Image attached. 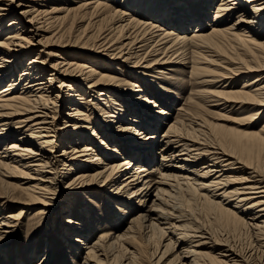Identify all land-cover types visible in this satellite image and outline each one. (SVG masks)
<instances>
[{
  "label": "bare ground",
  "instance_id": "1",
  "mask_svg": "<svg viewBox=\"0 0 264 264\" xmlns=\"http://www.w3.org/2000/svg\"><path fill=\"white\" fill-rule=\"evenodd\" d=\"M108 1L0 0V255L35 212L52 236L33 264H264V0ZM60 12L89 18L73 43L45 36ZM182 74L220 87L175 111ZM93 191L116 231L94 237Z\"/></svg>",
  "mask_w": 264,
  "mask_h": 264
},
{
  "label": "rangeland",
  "instance_id": "2",
  "mask_svg": "<svg viewBox=\"0 0 264 264\" xmlns=\"http://www.w3.org/2000/svg\"><path fill=\"white\" fill-rule=\"evenodd\" d=\"M113 1H117L119 4L121 2V0H109L108 2L111 3ZM73 2L72 3H68L67 5H61V4H57V5H59V6L60 5L61 6H65V9H67L68 7L69 8H72V7H74V6L77 5V4H74ZM219 2H220V0H215L214 6H216V4L219 3ZM17 3H19V1H17ZM52 6H53V4H49L47 6V8L50 9ZM58 15L60 17H63L64 18L63 21H60V23H58V24L56 23V25L51 29L52 32H49V33L45 34V36L46 37H50L54 33H56L57 31H59L60 29H62V31L65 32V38L68 40L69 37H72L69 41L72 42V43L75 42V39L74 38H76V35L78 34L77 33L78 28L80 29L79 31H81L84 28V26L88 23L89 18L88 19H87V17L83 18V20L80 21L79 25H77V22H75V21L71 25V23L73 22V20H72L73 18H71L72 16H69V15L66 16V12H60ZM76 25H77V27H75ZM55 27L56 28L58 27V29H55ZM74 28H76V30H74ZM75 31H76V33H75ZM88 33H90V31ZM105 35H106V33L104 34V36ZM97 39H99V38H97ZM82 41L83 40L81 39L80 42H78L76 45H80ZM95 41H96V39H95ZM75 47H78V46H75ZM41 48H43V47L42 46L41 47L39 46L37 49L35 48V50H33V56L35 55V53L38 52V49H41ZM78 48H80V47H78ZM50 51H51V49H50ZM77 54H78L77 52H72L71 55L64 56V58L62 59V58H58L59 57V53H57V55L56 56H53L52 58H53V62H56V61L57 62H62L64 59L67 61V60H69V58H73ZM100 63L105 64L106 66H108V67L111 68V70L105 69V70L102 71V73H106L107 76L114 77V78H126V79L129 78L128 76L125 75L126 71L121 66H119V68L114 67L111 64H108L102 58H100V60H99V62L97 64H100ZM169 67H171V66L168 65L164 69L166 72H168L167 73L168 75H170V73H172L169 70ZM99 68H102V67H99ZM187 72H190V69ZM178 76L179 77H177V80H175L174 83L176 84V82H180L179 86H182L184 88L182 90H179L178 91V94L177 95H179L180 97H178L177 95H175L174 96L175 99L171 100L172 102L175 101V104L173 106V108L175 109V111H176V109H178V106L180 104H184L185 101H183V99H185V100L188 99L189 100L191 98V96H193V94L191 95V93H193L192 91L198 90L199 88H202V89H206V88H208V89H219V87H220V86L215 85V84L214 85H200V84H197L191 78V76L189 74L187 76H185L183 74L182 75H178ZM170 80H173V79H170ZM236 86L237 87H241L242 86V82L240 84H237ZM159 98H160V100H163L164 99V97H160V96H159ZM155 100H159V99L157 98ZM171 101H168V102H171ZM219 109H212V114L211 115L213 117H218L219 114H220L219 113V111H220ZM67 111L68 110H65L64 112H67ZM173 112H174V110H173ZM64 114L65 113L58 114V121H57L58 123H60V122L61 123H64V118L61 117L62 115L64 116ZM228 114H229L228 116H231L233 118H241V117L247 116L248 113L231 112V113H228ZM89 119H91L93 121H96V122L98 121V119L94 118L92 115H91V118H89ZM220 123L226 124L227 126H235V124L233 122H230V121L229 122L228 121H220ZM262 123L261 124L258 123L257 124V127L256 128H252V129L247 128V126H244V127H241V128L244 129V130L246 129L248 131H258V130H260V127H261ZM160 138L161 137H159V139ZM250 142H252V141H250ZM158 162H160V161H158ZM89 173H93V171L91 170V171H89ZM17 177H19V176H17ZM5 179L6 178L3 177L0 174V191H1V188H3V186H6V183L7 182H6ZM12 180L14 182H18V180L15 179V178H12ZM126 195L127 194H125V196ZM101 197H102V194L98 193L97 191H93V195H90L89 196V194H88V199H86L87 200V204H91V211L95 213V218L93 220L97 224H99L98 230H95L93 227L91 228L92 231H93L94 237H96L98 233H101L100 230H103L102 232H104V231L114 232V231L117 230L116 227L113 224L109 223V222L107 224H103V225L101 223V220L102 219H107L108 221L111 220L110 216L107 215L108 208L106 206V203H103L102 202V200H101L102 198ZM122 201H126V199H124ZM85 206H87V205H85ZM18 210H20V208L17 209V207L15 206V210H13L14 211L13 213H16L17 214L18 213ZM136 213L137 212H133V213L129 214L128 215V218H126L125 221H128L130 219V217L133 216V215H135ZM39 219L40 218H38L37 215H35V212H30V213H28L26 215L25 218L21 219V229L20 230H17L16 235H15L16 240H12L10 242V244L14 243V241H15V243H17V242H19V243L11 251L10 250L8 251V249H5L3 251L4 253H2L0 255V264L2 262L4 263L5 260H8L10 262V264H11L13 262V260H12L13 257L16 258V264H19V258H20V260H22V263L21 264H33V263L39 261L47 253L46 252L47 251L46 245L43 244L44 241H46V239L43 238V235L49 233V234H47L49 236V235L52 234L49 231V229H48V227L50 225H52V223L50 225H49V223H47V224H41L44 221H39ZM106 229H108V230H106ZM222 230H223V228H222ZM33 232H36V237H35L34 240L28 242L27 239H25L24 236L27 235V234H31ZM231 236H233V238L231 237L232 240L233 241L235 240L234 242L237 245H239L240 247H242L243 249L247 250V249H250L251 248V246H252V240H250L251 238H249L250 237L249 234H246L245 233V234L238 235V236L237 235L236 236L231 235ZM53 239L54 238L51 237L49 239V241H52L53 242ZM19 240H21V242ZM33 243H35V244H33ZM31 245H33L34 247H36V246L39 247V250L37 251L36 254H33V256H30L29 255L30 252H32V251H29L30 248H31ZM248 245L249 246L251 245V246L249 247ZM8 246H10V245H8ZM81 252H82V250H81ZM5 253H8V256H4ZM18 254H20L19 257H18ZM35 255H37V256H35ZM51 257H52V255L50 256V259H51ZM63 259H64L63 264H79L80 263V259L79 258L74 259V258H67V257H65ZM149 259H147V264H150L151 262L153 263V261L152 260L150 261ZM54 260L59 261L55 257V254H54ZM13 264H15V262ZM48 264H57V263L53 262V263H48ZM165 264H168V261H166Z\"/></svg>",
  "mask_w": 264,
  "mask_h": 264
}]
</instances>
